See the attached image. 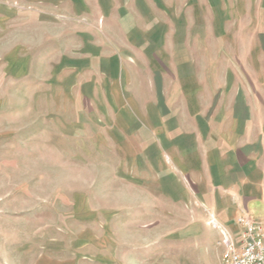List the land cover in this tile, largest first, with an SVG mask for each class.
I'll return each instance as SVG.
<instances>
[{
  "label": "rangeland",
  "instance_id": "obj_1",
  "mask_svg": "<svg viewBox=\"0 0 264 264\" xmlns=\"http://www.w3.org/2000/svg\"><path fill=\"white\" fill-rule=\"evenodd\" d=\"M131 2L0 0V264H220L204 202L174 179L161 183L166 155L143 151L133 106L111 99L98 70L103 54H133L126 33L152 18L170 37L189 36L191 8L149 0L140 13ZM224 2L215 26L223 17L232 34L264 17V0ZM203 42L177 49L191 80H209L221 62L240 65L224 50L210 60L212 42ZM165 61L179 78V59Z\"/></svg>",
  "mask_w": 264,
  "mask_h": 264
},
{
  "label": "crops",
  "instance_id": "obj_2",
  "mask_svg": "<svg viewBox=\"0 0 264 264\" xmlns=\"http://www.w3.org/2000/svg\"><path fill=\"white\" fill-rule=\"evenodd\" d=\"M142 1L144 4L131 2L140 13L149 2ZM206 1L211 15L204 19V5L199 0H162L164 4L159 8L163 10L182 9L183 3H188L194 25L190 35L170 37L162 29L163 23L152 18L141 30L132 27L126 33L132 37L129 45L135 46L133 54H103L98 70L106 78L111 99L128 100L126 103L133 106V119L147 138L143 140V151L148 147L151 153L166 155L160 157L161 183L167 185L174 179L180 190H190L193 198L204 202L207 212L237 240L235 218L242 211L264 223V17L255 19L258 22L250 33L232 34L220 27L223 17H217L220 24L215 26L214 11L219 14L225 0ZM200 25L204 28L202 34L197 31ZM206 38L214 49L210 60L214 57L215 61V56L224 50V57H240V65L218 63L209 80L193 81L195 71L178 57L177 49L185 54L204 49ZM145 41L152 47L146 48L142 44ZM196 41L202 42L200 46L195 45ZM168 42L171 49L165 46ZM134 55L141 60L135 62ZM166 57L179 59V78L166 75ZM194 86H198V93L188 91ZM197 94L201 97L197 98ZM211 229L217 233L213 232L215 245H220L219 231Z\"/></svg>",
  "mask_w": 264,
  "mask_h": 264
},
{
  "label": "built area",
  "instance_id": "obj_3",
  "mask_svg": "<svg viewBox=\"0 0 264 264\" xmlns=\"http://www.w3.org/2000/svg\"><path fill=\"white\" fill-rule=\"evenodd\" d=\"M209 224L220 233L218 243L223 249L220 264H264V223L252 219L245 211L235 218L237 240L224 226L208 214Z\"/></svg>",
  "mask_w": 264,
  "mask_h": 264
}]
</instances>
